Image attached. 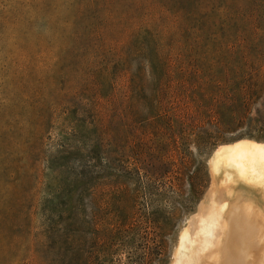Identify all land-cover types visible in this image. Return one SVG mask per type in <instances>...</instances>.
<instances>
[{
    "label": "rangeland",
    "instance_id": "obj_1",
    "mask_svg": "<svg viewBox=\"0 0 264 264\" xmlns=\"http://www.w3.org/2000/svg\"><path fill=\"white\" fill-rule=\"evenodd\" d=\"M81 1L0 0V264H172L212 180L224 214L242 200L264 215V181L216 166L220 147L264 144V32L247 51L249 30L215 13L175 24L130 44L122 88L82 91L67 59ZM212 253L191 264H223Z\"/></svg>",
    "mask_w": 264,
    "mask_h": 264
},
{
    "label": "trees",
    "instance_id": "obj_2",
    "mask_svg": "<svg viewBox=\"0 0 264 264\" xmlns=\"http://www.w3.org/2000/svg\"><path fill=\"white\" fill-rule=\"evenodd\" d=\"M81 3L67 59L70 71L77 77L76 86L82 91L90 89L97 93L100 76H106L114 90L122 88L128 73L125 64L130 44L158 43L170 36L168 30L175 24L202 23L211 20V14L215 13L216 23L237 26L247 33L249 30L243 37L247 51L250 41L264 32V0H82ZM89 20L90 24L85 25Z\"/></svg>",
    "mask_w": 264,
    "mask_h": 264
},
{
    "label": "bare ground",
    "instance_id": "obj_3",
    "mask_svg": "<svg viewBox=\"0 0 264 264\" xmlns=\"http://www.w3.org/2000/svg\"><path fill=\"white\" fill-rule=\"evenodd\" d=\"M253 151H259L258 153H261V158L254 157L252 161V165L254 164L257 166L260 164L259 162L264 161V144L241 140L232 146L220 147L216 152V156L218 157L216 166L219 161L227 165H232L233 169H230L226 175L229 179L231 177L235 178L240 184L255 185L261 181L263 182V173H260L255 168L257 173L254 172L253 174H255V176L257 174H262V177H251V170L243 166V162H245L244 157L250 159L251 156L249 154ZM215 187V181L212 180L206 195L209 194V197L212 198ZM206 195L205 198L200 201L197 211L188 218L187 225L181 232L180 243L177 246L172 264H191L193 256L199 258L204 253L208 252H213L212 254L217 252V254L221 255L224 259L223 264H254L250 256L252 254H249V252L263 255V252L257 253L259 250L263 251V244L260 245L261 243H258L261 241L259 240L260 238L257 237L258 234H255L257 238L255 239L254 237L252 238V235L249 233H251L252 227L255 228V225H258L255 224L259 223L258 221H261L257 227L258 229L261 228H259V226L262 224L264 225L263 213L257 207L249 206L250 204L240 200L239 203L235 202L236 204H233V206L231 205L228 212L224 214L220 208L221 198L208 201L206 200ZM247 206L251 207L253 210ZM253 219H257L258 221L255 220L254 222L252 221ZM263 227L264 226H262V228ZM254 231L253 232L256 233V230ZM259 236H262V233ZM263 237L264 236H262V238ZM253 239L258 242H255ZM252 240L254 242H252ZM254 243H257L255 244L258 246L257 248H252ZM259 246L262 248L258 251L256 250L257 252L253 251L258 249ZM215 257L216 256L211 255L210 258L215 259ZM263 257L261 258L263 259ZM210 264H213V262H210Z\"/></svg>",
    "mask_w": 264,
    "mask_h": 264
}]
</instances>
